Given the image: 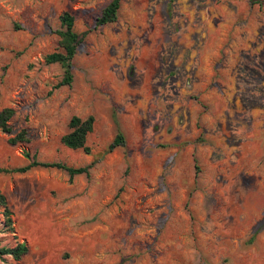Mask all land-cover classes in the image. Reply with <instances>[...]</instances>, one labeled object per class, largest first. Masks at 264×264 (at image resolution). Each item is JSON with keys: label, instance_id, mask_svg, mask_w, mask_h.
Wrapping results in <instances>:
<instances>
[{"label": "rangeland", "instance_id": "obj_1", "mask_svg": "<svg viewBox=\"0 0 264 264\" xmlns=\"http://www.w3.org/2000/svg\"><path fill=\"white\" fill-rule=\"evenodd\" d=\"M0 0V111L14 110L0 174L13 221L0 264H264V0ZM86 32L69 87L59 17ZM94 118L90 153L60 143ZM120 131L124 146L108 153Z\"/></svg>", "mask_w": 264, "mask_h": 264}, {"label": "trees", "instance_id": "obj_2", "mask_svg": "<svg viewBox=\"0 0 264 264\" xmlns=\"http://www.w3.org/2000/svg\"><path fill=\"white\" fill-rule=\"evenodd\" d=\"M122 0H111L102 10L100 16L96 19V26H104L112 24L117 19V12L119 10ZM61 29L56 32L58 35V50L48 54L44 57V62L47 65L57 64L63 71L62 79L53 87L58 89L60 87H69L72 84L73 76L71 73L72 60L76 55L78 47L83 43L86 32L77 34L73 30L74 18L68 13L64 12L59 17ZM14 116V110L11 108H4L0 111V131L2 133L12 135L8 139V144L14 146L18 143H25L27 141L26 132L22 130L17 134H13L10 121ZM94 118L89 116L85 119H81L77 116H72L69 120L68 127L69 132L63 135L60 139V143L70 150H82L86 155H89L90 150L86 146V140L90 133L93 131ZM124 136L118 131L112 142L107 147L108 153L117 148L124 146ZM24 157L29 160V164L12 170L14 172L25 173L33 168L43 169H55L65 172L70 179L80 176L89 175V170L93 164L86 167L72 168L63 163H42L38 162L33 155L32 157L28 153L23 154ZM8 171L0 168V174L9 173ZM0 215L2 216V224L4 231L12 232L13 221L11 218V212L6 202L5 196L0 191ZM28 253V247L24 243H17L13 247L0 246V261H3L5 257H10L14 262L20 261Z\"/></svg>", "mask_w": 264, "mask_h": 264}]
</instances>
